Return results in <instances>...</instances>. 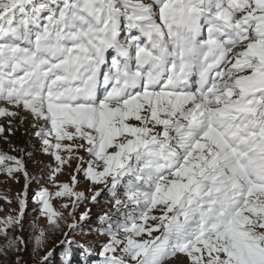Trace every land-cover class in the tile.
Wrapping results in <instances>:
<instances>
[{
    "label": "snow or ice",
    "instance_id": "snow-or-ice-1",
    "mask_svg": "<svg viewBox=\"0 0 264 264\" xmlns=\"http://www.w3.org/2000/svg\"><path fill=\"white\" fill-rule=\"evenodd\" d=\"M0 175V264H264V0H0Z\"/></svg>",
    "mask_w": 264,
    "mask_h": 264
},
{
    "label": "rangeland",
    "instance_id": "rangeland-1",
    "mask_svg": "<svg viewBox=\"0 0 264 264\" xmlns=\"http://www.w3.org/2000/svg\"><path fill=\"white\" fill-rule=\"evenodd\" d=\"M13 136L15 138L18 137L20 141H24V142L26 141V138H27V135L24 134L21 130H19V132L17 131L14 135H12L11 139H13ZM28 140L29 141L26 142L28 144L27 148L33 152V157L27 160V167H28L29 173L32 175H39L41 174V172H43L46 175L47 169L45 165L54 163V161L48 155L42 154L38 150V146L35 145L34 138L32 139L29 138ZM71 171L72 169L66 168L65 175L59 176L58 179L61 181L67 180L68 173ZM5 180H7V184L4 183ZM23 183H24V179L22 176L20 177L19 183H17L16 180L9 179L3 175H0V192L5 191V190H10L12 193H18L22 190ZM101 202H103V204L99 203V204L91 205V214L94 218L98 216L101 208H106L107 206L106 201L101 200ZM13 207H15V205H13ZM29 207L32 208V207H35V205L30 203ZM84 210H85L84 206H81V208L79 209V212H82ZM2 215L3 213H0V216ZM34 216H36V213L29 211L27 214V220L29 219V221H31ZM94 220L95 219H93L92 222ZM38 223L43 224L44 223L43 219L39 220Z\"/></svg>",
    "mask_w": 264,
    "mask_h": 264
},
{
    "label": "trees",
    "instance_id": "trees-1",
    "mask_svg": "<svg viewBox=\"0 0 264 264\" xmlns=\"http://www.w3.org/2000/svg\"><path fill=\"white\" fill-rule=\"evenodd\" d=\"M106 203H107V202H106ZM100 204H103V202H100ZM112 207H113V205L107 203L106 208H101V209H100V213L98 214V216L101 215V214H103L106 210L111 209ZM27 222H29V219L27 220ZM27 222H26V223H27ZM96 223H97L96 220H94V221L92 222V224H96ZM87 227H88L87 225H84L85 232L87 231ZM65 231H67V229H65ZM25 235L27 236V235H28V232H26ZM77 238H78V239L81 238L79 233H77ZM83 238H87V239H96V240H103V239H104L102 236H99V237H88V236H85V237H83ZM61 239H63V237L60 236L58 233H57V234H52V235L49 237L48 247H49V248L54 247L55 245H57V244L59 243V241H60ZM64 251H65V248H64V247H61V248L56 252L57 264H58V261H59V257L64 253ZM24 259H25L26 261H28V260L31 259V248L29 249V254L26 255V256L24 257Z\"/></svg>",
    "mask_w": 264,
    "mask_h": 264
},
{
    "label": "bare ground",
    "instance_id": "bare-ground-1",
    "mask_svg": "<svg viewBox=\"0 0 264 264\" xmlns=\"http://www.w3.org/2000/svg\"><path fill=\"white\" fill-rule=\"evenodd\" d=\"M24 134H26L25 132H24V130H23V128H21L20 129ZM19 132V131H18ZM27 135V134H26ZM11 138H12V136H11ZM22 139V138H21ZM29 136L27 135V138H26V141L24 142V141H20V139L17 137V138H15L14 136H13V140H14V142L15 143H17L18 145H20V146H23V147H27L28 146V144L26 143V142H28L29 140Z\"/></svg>",
    "mask_w": 264,
    "mask_h": 264
}]
</instances>
